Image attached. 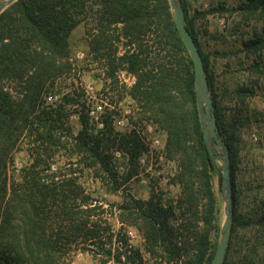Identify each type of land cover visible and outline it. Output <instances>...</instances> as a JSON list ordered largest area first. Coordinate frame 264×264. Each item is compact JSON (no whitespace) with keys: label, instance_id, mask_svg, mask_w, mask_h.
Returning a JSON list of instances; mask_svg holds the SVG:
<instances>
[{"label":"trees","instance_id":"16d2710c","mask_svg":"<svg viewBox=\"0 0 264 264\" xmlns=\"http://www.w3.org/2000/svg\"><path fill=\"white\" fill-rule=\"evenodd\" d=\"M180 1L185 25L204 60L219 131L230 153L233 218L222 264H231L233 237L235 251L241 253L245 239L238 231L252 224L236 211L240 138L235 128L227 133L215 79L198 40L194 19L205 13L190 16L188 0ZM233 10L242 24L264 23V0H244ZM80 28L85 49L73 42ZM262 34L243 42L247 55L264 49V26ZM82 50L117 84L111 92L127 90L142 116L166 132L167 157L178 164L176 178L182 186L177 209L174 203L164 206L155 197L143 201L128 192L124 185L136 171L141 140L133 132H117L114 111L104 113L101 122L92 119L83 88L64 92ZM122 70L135 77L129 89L119 83ZM252 93L242 88L235 94ZM53 97L57 100L48 102ZM73 113L78 114L79 129L70 123ZM117 150L131 163L126 173L113 163ZM22 152L28 161L18 168ZM218 169L204 143L193 61L169 0H17L0 15V264H66L68 253L80 248L112 255L105 244L112 242L113 228L81 181L85 170L108 192L122 190L119 217L142 233L146 252L158 263L211 264L217 244L209 234L218 213L212 175L218 174L221 190ZM254 222L261 233L251 252L242 255V264H264L259 252L264 212ZM124 255V264H145L139 250L113 254L116 261Z\"/></svg>","mask_w":264,"mask_h":264},{"label":"rangeland","instance_id":"374dc122","mask_svg":"<svg viewBox=\"0 0 264 264\" xmlns=\"http://www.w3.org/2000/svg\"><path fill=\"white\" fill-rule=\"evenodd\" d=\"M243 1L188 0L190 16L196 11L205 13L194 19L198 40L215 79V92L218 95L227 133H231L235 128V134L240 138L236 169V211L238 217L242 215V219H248L252 224L238 231L245 239L241 253L235 251L237 238L233 237L231 264H242L244 252L247 251L248 254L251 252L255 238L261 233L254 224V219L264 212V49L251 55L243 51L244 41L263 35L264 23L254 20L247 24L241 23V15L233 9ZM221 4L225 10L219 9ZM209 9L213 11L208 13ZM73 42L75 47L85 49L83 28L75 32ZM76 58V74L67 81L64 92L74 87L83 88L84 97L88 102L87 109L92 119L101 122L104 113L114 111L113 124L117 132H133L143 144L136 158V171L124 185L128 192L136 199L147 201L155 197L164 206L171 203L175 206L176 200L182 195V186L176 178L178 164L167 157L166 132L158 123L142 116L141 108L125 92L127 90L121 95L116 90L113 91L114 93L110 91L116 89L117 84L107 79L104 67L94 62L91 54L87 56V50L80 51ZM119 79L120 85L124 84L126 89H129L135 81V77L124 70L120 71ZM242 88L253 90V93L238 97L235 93ZM106 92H110L112 97H108ZM56 100V97H53L49 98L48 102ZM70 123L76 129L80 128L78 114L71 115ZM233 123L235 126L232 125ZM99 126L101 127V124ZM163 150L165 156L161 154ZM217 152L214 160L220 169L222 150L218 149ZM27 161L28 157L22 152L20 160L16 161V167L19 168ZM113 163L119 172L126 173L131 167L128 156L119 150L114 152ZM81 181L87 193L92 198L98 199V204L105 210L102 214L103 219L112 225L113 240L105 244L107 249H112V255L80 248L69 252L65 263L124 264L127 261L125 255L121 257V261L115 260L113 254L117 250L127 251L130 254L132 250H139L145 264H160L146 252L142 233L136 227L121 221L117 205L122 203V190L108 192L101 181L94 179L88 170L82 174ZM212 186L217 196L218 213L212 223L209 238L211 243H216L218 246L224 221V200L218 174L212 175ZM175 208L177 209V206ZM259 252L264 254V245L259 247ZM245 264H249L248 261Z\"/></svg>","mask_w":264,"mask_h":264},{"label":"water","instance_id":"95a60500","mask_svg":"<svg viewBox=\"0 0 264 264\" xmlns=\"http://www.w3.org/2000/svg\"><path fill=\"white\" fill-rule=\"evenodd\" d=\"M16 1L17 0H0V15ZM169 3L175 15L178 33L193 61L197 106L204 143L212 159L217 156L218 149L222 150L221 168L218 170L222 174L221 191L224 200V221L221 226L217 250L211 262V264H222L229 243L233 218V195L229 148L219 131L204 60L195 40L185 25L186 17L182 2L180 0H169Z\"/></svg>","mask_w":264,"mask_h":264},{"label":"built area","instance_id":"2783aa9c","mask_svg":"<svg viewBox=\"0 0 264 264\" xmlns=\"http://www.w3.org/2000/svg\"><path fill=\"white\" fill-rule=\"evenodd\" d=\"M101 126H102V124H101ZM157 143H159V141H157ZM161 154H162V156H165L164 150L161 151Z\"/></svg>","mask_w":264,"mask_h":264}]
</instances>
